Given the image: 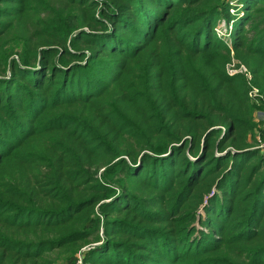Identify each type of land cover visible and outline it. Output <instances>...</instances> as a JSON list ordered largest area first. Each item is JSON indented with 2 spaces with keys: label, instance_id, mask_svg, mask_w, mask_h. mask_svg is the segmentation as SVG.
Listing matches in <instances>:
<instances>
[{
  "label": "trees",
  "instance_id": "1",
  "mask_svg": "<svg viewBox=\"0 0 264 264\" xmlns=\"http://www.w3.org/2000/svg\"><path fill=\"white\" fill-rule=\"evenodd\" d=\"M252 88L264 0H0V264H264Z\"/></svg>",
  "mask_w": 264,
  "mask_h": 264
},
{
  "label": "rangeland",
  "instance_id": "2",
  "mask_svg": "<svg viewBox=\"0 0 264 264\" xmlns=\"http://www.w3.org/2000/svg\"><path fill=\"white\" fill-rule=\"evenodd\" d=\"M235 6H236V4H232V7H235ZM224 23L226 24V21L223 20L219 24V25H221L223 32L226 31V29H227V25L223 26ZM223 36L224 35H222L220 37H223ZM235 64L237 65L238 63L235 61ZM231 69L234 70V67H232ZM262 99L263 98H262V96L259 93H255V94L253 93L252 94V100H253L254 104L256 105V107H257V110H256V112L254 114V120H255V122L258 125V129L256 131V135H257V139H258L259 148H261V146L264 145V140L261 137V135H262L261 131L264 130V112L261 109ZM263 136H264V133H263ZM54 257H55V259L57 261V264H66L65 260H63V255H55L54 254L53 258Z\"/></svg>",
  "mask_w": 264,
  "mask_h": 264
},
{
  "label": "built area",
  "instance_id": "3",
  "mask_svg": "<svg viewBox=\"0 0 264 264\" xmlns=\"http://www.w3.org/2000/svg\"><path fill=\"white\" fill-rule=\"evenodd\" d=\"M232 13H234V10L231 11ZM223 26H226V24L224 23ZM226 28V27H225ZM217 33L219 36L225 35L228 33V28L226 29V31H222V27L221 25H219L216 29ZM237 62V61H236ZM238 63V62H237ZM239 64V63H238ZM238 64H235V61L233 60V62L231 64L228 65L227 67V72L230 76H235L237 74H245L247 76V79L249 82H251L252 80V75L250 74V72L247 70V68H245L244 66H241L240 68L237 67ZM234 67V70H232L231 68ZM255 93H259L258 89L256 88H252L251 92H250V96L252 97V94ZM261 148H264V145L261 146Z\"/></svg>",
  "mask_w": 264,
  "mask_h": 264
}]
</instances>
